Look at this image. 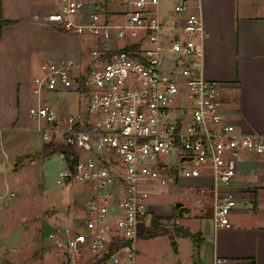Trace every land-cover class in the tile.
Segmentation results:
<instances>
[{
    "label": "built area",
    "instance_id": "obj_1",
    "mask_svg": "<svg viewBox=\"0 0 264 264\" xmlns=\"http://www.w3.org/2000/svg\"><path fill=\"white\" fill-rule=\"evenodd\" d=\"M115 2L121 8L109 10ZM160 2L57 0L46 15V25L77 36L89 33L99 46L83 69L65 59L45 61L31 81L34 128L62 148L57 184L85 185L84 215L45 234L58 264H136L151 214L145 184L175 181L163 153L176 154L185 177L211 178V186L196 190V202L199 209L209 203L215 230L230 228L241 207L251 209L249 191L235 180L252 156L264 157V134L240 132L226 117L218 83L205 78L201 14L183 15L188 5L182 2L163 17ZM195 35L196 41L186 39ZM117 41L123 43L116 46ZM165 60L174 67L165 69ZM177 67V76L163 77L162 71ZM69 92L85 99V106L79 102L78 111L68 115L45 97Z\"/></svg>",
    "mask_w": 264,
    "mask_h": 264
},
{
    "label": "crops",
    "instance_id": "obj_2",
    "mask_svg": "<svg viewBox=\"0 0 264 264\" xmlns=\"http://www.w3.org/2000/svg\"><path fill=\"white\" fill-rule=\"evenodd\" d=\"M167 1L175 2L174 6L186 2L188 7L183 15L201 14L205 29L200 41L202 72L206 79L218 83L219 98L225 104L228 120L242 125L249 133L264 134V0ZM55 8L57 0H1V16L7 23L0 29V137L31 130L28 110L32 103L30 88L35 64L65 59L77 69L84 65L81 49L68 52V58L55 54L51 41L70 34L46 25L47 13ZM108 8L119 10L121 6L115 2L109 3ZM41 27L51 33L42 35ZM47 95L48 103L61 115L79 109L78 102L76 111L68 112L70 109L65 106L52 105ZM11 152L5 143L0 145V162ZM252 163H258L257 158L249 165ZM240 174L235 186L240 188L242 183L254 187L248 193L253 195L254 207L236 211L231 216L230 228L215 230L213 224L211 229L200 223L194 231L188 228L191 235L198 233L197 259L193 264H213L215 257L226 259L225 264H264V203L258 200L257 184L240 181ZM208 206L206 203V209H198L201 214L193 219H206V210L211 219ZM184 212L187 217L183 216ZM181 213V218H189V210L184 208Z\"/></svg>",
    "mask_w": 264,
    "mask_h": 264
},
{
    "label": "rangeland",
    "instance_id": "obj_3",
    "mask_svg": "<svg viewBox=\"0 0 264 264\" xmlns=\"http://www.w3.org/2000/svg\"><path fill=\"white\" fill-rule=\"evenodd\" d=\"M172 2L161 0V16L166 17L168 10L174 8L175 2ZM39 31L42 35L51 33L48 28L41 27ZM68 36L77 37V39L67 38ZM67 37H57L51 41L55 54L68 58V52L81 49L84 65L80 68L83 69L85 65H90L93 58L92 52L99 49L92 35L89 33H83L80 36L67 34ZM186 39L196 41L198 38L195 35L187 36ZM122 43L117 41L116 46ZM163 46L168 47L167 40H163ZM61 52L63 54H60ZM163 54L170 58L176 57L168 51ZM39 66V63L35 64L32 78L41 74ZM180 72L181 68L177 67L172 71L161 73L163 77H168L170 74L177 76ZM47 97L52 105L65 106L70 109L68 112L71 113L78 108V102H81L82 108L85 106V99L81 98L79 101L76 94L52 93ZM30 126L31 130L21 135L14 132L11 135L0 137V145L5 143L13 151L2 161L12 164L10 171L0 172V264H58L59 259L55 251L50 248L45 234L57 227H68L74 219L84 215L86 195L83 189L85 185L80 182L70 186L57 184V175L63 166V160L58 155L62 148L59 144L44 141L41 134L35 130L34 121L30 120ZM237 126L240 132L249 133L242 125ZM252 157H256L258 163L244 164L239 180L256 183L259 187L258 200L264 203V183L258 186L261 181H264V157ZM160 158L175 175V181L167 186L145 184V187L151 190L149 202L152 209L146 229L151 226L154 217L160 219L156 222V236L140 237L136 264H193L197 259L198 233L194 236H181L178 229L188 230L190 228L194 231L199 223L206 224L212 229L209 211H205L206 219H193L201 214L198 212L201 205L196 202V190L200 187L211 186L212 180L208 175L196 178L185 177L179 171L180 165L177 163V156L174 152L160 154ZM185 166L189 167L190 164L185 163ZM240 185H242L240 188L248 191L254 190V187H248L242 183ZM252 197V193L246 195V198L251 201V208L255 204ZM178 203L181 206L176 205ZM175 207H184L189 210V218H181L182 213L178 215ZM203 208L206 209L205 205ZM246 209L240 208L243 211ZM24 222H27L28 226L22 234L19 247L17 249L7 248L3 244L4 238ZM175 241L177 243H174ZM176 246L178 247L177 253L175 252Z\"/></svg>",
    "mask_w": 264,
    "mask_h": 264
},
{
    "label": "water",
    "instance_id": "obj_4",
    "mask_svg": "<svg viewBox=\"0 0 264 264\" xmlns=\"http://www.w3.org/2000/svg\"><path fill=\"white\" fill-rule=\"evenodd\" d=\"M163 67L165 69L174 67V62H170L165 60ZM12 167V164L10 162H0V172H4L6 170H10ZM178 206H181L180 203L177 204ZM28 225L27 222L22 223L19 227L14 229L12 232H10L3 240V244L10 249H17L20 244L21 236Z\"/></svg>",
    "mask_w": 264,
    "mask_h": 264
},
{
    "label": "trees",
    "instance_id": "obj_5",
    "mask_svg": "<svg viewBox=\"0 0 264 264\" xmlns=\"http://www.w3.org/2000/svg\"><path fill=\"white\" fill-rule=\"evenodd\" d=\"M7 22L5 20L2 19V16H1V0H0V29L6 24ZM49 146V145H48ZM176 211H177V214H181V212L184 210V208H180V207H175ZM175 211V210H174ZM160 218L158 217H154L153 220H152V223H151V226L148 227L144 233L141 235V237L145 236V235H148V237H154L156 236V231H157V226H156V222L159 220ZM178 232L181 234V236H191V233L186 230V229H183V228H179L178 229Z\"/></svg>",
    "mask_w": 264,
    "mask_h": 264
}]
</instances>
